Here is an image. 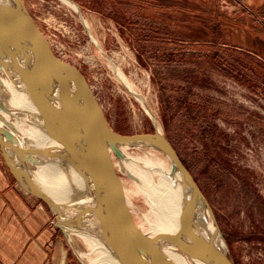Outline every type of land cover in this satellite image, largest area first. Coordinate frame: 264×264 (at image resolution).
Returning <instances> with one entry per match:
<instances>
[{"label": "rangeland", "instance_id": "1", "mask_svg": "<svg viewBox=\"0 0 264 264\" xmlns=\"http://www.w3.org/2000/svg\"><path fill=\"white\" fill-rule=\"evenodd\" d=\"M69 1L75 9L63 0H22L52 52L84 75L110 129L158 128L207 200L231 261L264 264V0ZM139 146L125 154L148 149ZM115 173L135 224L144 223L148 197L129 171L118 165ZM30 195L50 213L57 264H88L78 254L88 245Z\"/></svg>", "mask_w": 264, "mask_h": 264}, {"label": "bare ground", "instance_id": "2", "mask_svg": "<svg viewBox=\"0 0 264 264\" xmlns=\"http://www.w3.org/2000/svg\"><path fill=\"white\" fill-rule=\"evenodd\" d=\"M63 1L76 8L69 0ZM20 8V2L16 0H0V23L19 43L29 45V39L37 40L38 36L26 23L25 13ZM111 68L117 78L125 82L118 67L112 65ZM50 84L58 88L55 82ZM134 94L152 117L144 99ZM71 105L76 127L83 132L86 128V112L81 98L74 91ZM49 120L39 102L16 82L9 68L6 71L0 63V131L8 144L5 151L9 163L29 171L38 189L57 207L59 226L65 233L88 245L90 251L78 253L84 261L88 264H127L114 243L107 207L104 203H98L99 190L92 189L84 173L69 160V153L51 129ZM4 126L14 132L8 138L3 132ZM155 129L163 137L161 131ZM142 144L116 145V150L123 156L119 163L113 155L114 149L107 146L106 150L114 171L118 165L122 170L129 171L137 179V184L133 186L143 192L152 204L151 217L145 219L144 223L136 224L141 233L150 239L158 238L153 247L168 264H211L191 255L183 246L179 247L164 239L170 236L183 242L185 223L188 222L192 244L196 249L218 253L231 261L207 200L198 197L191 207L188 206L190 189L184 184L179 170L172 169L171 162L162 150L144 144L148 146L147 151L139 149L140 152L135 155L125 154L128 147H141ZM27 158L41 164L35 169H28L31 165L27 163ZM118 182L122 184H119L121 193L130 212L133 204L127 196L128 188L119 178Z\"/></svg>", "mask_w": 264, "mask_h": 264}, {"label": "water", "instance_id": "3", "mask_svg": "<svg viewBox=\"0 0 264 264\" xmlns=\"http://www.w3.org/2000/svg\"><path fill=\"white\" fill-rule=\"evenodd\" d=\"M16 1L20 2V9L25 13V21L30 25V29L36 32L38 39H29L31 43L29 45L19 43L0 23V63L6 71L9 68L16 82L39 102L50 118L48 123L51 129L68 151L69 160L84 173L92 189L99 190L98 203L100 205L104 203L107 207L110 231L125 262L127 264H168L153 247L158 238L150 239L144 236L126 208L117 175L107 156V146L113 148L118 156L120 154L115 148L118 144L144 143L162 150L170 160L172 169L179 170L184 184L190 189L189 207L198 197L204 199L194 178L170 142L157 132L133 135L114 133L108 126L104 113L84 75L79 69L62 61L52 52L26 14L22 0ZM52 81L58 88L52 87L50 84ZM73 91L81 98L86 112V128L83 132L77 129L72 112ZM43 97H45L44 100ZM1 133L0 131L2 157L14 178L27 192L49 207L58 218L57 207L38 189L29 171L13 167L9 163L5 151L8 144ZM189 227V223L186 222L183 242L170 236L164 239L179 247L183 246L191 255L211 264H234L218 253L196 249L192 244Z\"/></svg>", "mask_w": 264, "mask_h": 264}, {"label": "crops", "instance_id": "4", "mask_svg": "<svg viewBox=\"0 0 264 264\" xmlns=\"http://www.w3.org/2000/svg\"><path fill=\"white\" fill-rule=\"evenodd\" d=\"M50 213L31 196L0 155V264H57Z\"/></svg>", "mask_w": 264, "mask_h": 264}]
</instances>
